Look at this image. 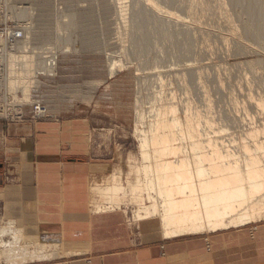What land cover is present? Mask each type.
Here are the masks:
<instances>
[{"label": "rangeland", "instance_id": "obj_1", "mask_svg": "<svg viewBox=\"0 0 264 264\" xmlns=\"http://www.w3.org/2000/svg\"><path fill=\"white\" fill-rule=\"evenodd\" d=\"M151 1L164 11L186 20L193 12V19L187 21V27L178 22L176 25L164 17L159 19L149 8L146 10L143 0H6L0 11V29L14 23L31 31L24 53H29L28 56L32 54L41 73L37 78L36 95L31 93V104L37 99L43 107H48L46 109L51 118L46 121L66 117L89 120L91 134L88 144L91 151L100 153L106 160L110 159L112 170L119 167L124 172L127 165L138 164L141 160L138 132L145 130L146 123L154 119L153 111L161 104L162 97L163 100L170 99V103L174 102L173 105L167 103L176 109H173L174 115L179 116L181 125L186 119L183 113L193 108L194 112L191 110L190 114L198 111L200 117L206 118L204 121L201 119L204 123L211 121L212 126L218 123L215 127L219 125L227 129L243 110L256 115L255 110L249 109V97L253 96L259 104L264 101V37L258 41L247 36L248 18L240 5L235 7L236 4L230 3V0L221 1V8L224 7L223 12L231 22L224 21L233 28L229 31L230 26L220 23L224 18L219 20L221 16L218 17L216 0H208L213 11L205 8L208 11L204 10L206 14L200 5V8L196 7L195 13L189 12V0ZM20 10H27L22 15L24 17H17ZM120 14L124 15V19L119 18ZM51 56L56 65L52 69L54 74L48 75L47 67L41 61L47 58L45 61L49 65ZM7 94L9 92L6 90L0 91V127L23 122L33 124L38 120L33 116L32 105L13 103ZM20 96L19 100L22 94ZM204 101L208 103L206 106H210L209 109L204 107ZM22 107L25 119L20 123L11 113H17ZM190 114L186 120H190ZM209 117L214 122L208 121ZM201 120V137L206 139L209 135H204L209 134L207 130H210L213 136L209 137L215 138L213 132L217 133L220 128L207 129ZM203 129L206 132H202ZM181 143L180 149L185 145ZM130 156L132 159L128 162ZM14 171L13 164L4 161L2 174L12 175L10 178L13 182L17 180ZM11 181L4 180V183ZM92 199L90 193L93 213ZM125 204L121 209H125ZM135 209L133 206L125 209L129 222L133 220ZM1 213L0 206V227H3L5 220ZM245 229L250 233L249 236H253L257 227L250 225ZM212 234L198 236L200 239L205 238L206 252H209L210 247L207 238ZM0 240L12 242L8 234L0 236ZM36 247L28 245L24 250L30 253ZM45 248L53 253L56 250L54 257L29 262H41L59 256L56 247ZM0 264L6 262L0 261Z\"/></svg>", "mask_w": 264, "mask_h": 264}, {"label": "bare ground", "instance_id": "obj_2", "mask_svg": "<svg viewBox=\"0 0 264 264\" xmlns=\"http://www.w3.org/2000/svg\"><path fill=\"white\" fill-rule=\"evenodd\" d=\"M143 1L146 10L149 8L154 13L153 15L158 16L159 19L164 17L175 22L176 25L178 22L181 26L186 27L187 21L193 19L191 11L195 13L196 7L203 6L205 14L208 12L205 8L213 9L209 6L211 5L210 0H205L208 1L207 4L203 0H189L191 2L187 10L191 14L186 20L179 15L164 11L151 0ZM216 1L219 13L217 15L221 16L219 20L224 18L223 22H219L230 26V29L227 27L230 31L233 28L231 24L226 25L224 20L229 22V18L227 19L223 12L224 7L221 8L223 0ZM230 3H235V7L240 5V8L244 10L243 13L248 18L246 21L248 23L246 25L247 36L262 40L264 37V0H230ZM26 11L20 10L17 17H24L22 15L26 14ZM123 17L124 15L120 14L119 18L124 19ZM247 18L245 17V19ZM215 19L217 18L215 17ZM242 23L241 25H245ZM24 31L25 39L29 38L28 35L31 31L29 29ZM43 35L41 36L43 37ZM25 43L26 41L20 43L17 49L23 47L27 49ZM23 52L20 51V55L18 52L6 54L7 62H0V69L4 64L3 75H0V83H2L0 91L9 92L7 96L11 97L13 103L27 105L31 104V93L37 89L38 80L35 72L39 69L35 65L36 60L33 61L31 57L32 54L30 53L31 55L28 56L29 53L27 55ZM0 53H5V50L0 49ZM6 56L0 54V60ZM54 65H56V61ZM46 73L54 74L52 69H47ZM18 91L22 94L21 100L17 96ZM170 97L173 101L172 96ZM161 99V104L153 111L154 119L152 118L153 120L146 123L147 130L143 129L138 132V151L141 156L138 164L127 165L124 172L118 166V168L114 167L110 176L96 177L90 184V193L94 202L93 214L111 213V211L125 214V209L128 206H133L136 208L133 211V220L128 223L138 224L140 221L156 220L161 237L165 240L237 230L264 221V101L259 104L253 96L249 97L247 101L249 109L255 110L256 115H251L242 109V116L237 115L230 122L232 127L227 129L223 125H220L223 127L218 125L217 127L220 128L218 129L215 127L218 123H213L215 125L212 126L211 121L210 123L205 121L209 123L206 126V123L203 122L206 118L200 117L198 111H196L198 112L196 116L194 115L196 112L190 114L193 108L188 109L187 113L184 112L186 115L182 113L186 119L187 117L189 119V114L195 117H191L190 120L185 119V122L183 119V125H181L182 122L179 123L180 119L178 120L179 116L174 115L176 109L171 108L174 102L171 104L170 99H164L165 101L163 97ZM204 99L207 101L206 98ZM205 101L204 105L208 104V101L206 103ZM34 103L36 102L34 101ZM186 106L184 107L187 108ZM46 114L48 115V109L42 116L45 117ZM200 120L207 129L212 128L213 130L214 127L215 130L218 129L217 133L213 132L216 135L215 138H210L213 136L210 130H207L209 134L205 133L204 135H211L210 137L206 136L209 140L201 137L203 133H201L199 125ZM207 120H212V118L209 117ZM212 122L214 121L212 120ZM204 129L202 132H206ZM199 130L201 134L198 133ZM230 130L232 131L230 132ZM180 141L185 144L181 149ZM183 144L181 143V145ZM130 159L132 156L129 157L128 162ZM124 204L126 207L123 210L121 206ZM4 234H8L12 241L0 240V261H4L6 264H26L33 259L54 257L56 250L53 253L45 248L46 245H38L30 253L25 251L24 249L28 245H24L21 232L16 230L12 223H5L3 227H0V236L2 237Z\"/></svg>", "mask_w": 264, "mask_h": 264}, {"label": "crops", "instance_id": "obj_3", "mask_svg": "<svg viewBox=\"0 0 264 264\" xmlns=\"http://www.w3.org/2000/svg\"><path fill=\"white\" fill-rule=\"evenodd\" d=\"M90 134L83 117L0 127L1 216L24 245L59 252L27 264H264V221L253 236L245 227L208 235L206 252L200 235L162 239L156 220L129 224L119 211L94 215L90 184L110 176L113 164L91 151ZM6 160L14 182L2 174Z\"/></svg>", "mask_w": 264, "mask_h": 264}, {"label": "built area", "instance_id": "obj_4", "mask_svg": "<svg viewBox=\"0 0 264 264\" xmlns=\"http://www.w3.org/2000/svg\"><path fill=\"white\" fill-rule=\"evenodd\" d=\"M3 5H4L3 0H0V11H1V9H3ZM1 21L2 20L0 19V22ZM24 30H26V29H24L22 26H16L14 23L11 26L7 25L4 28L0 29V49L5 50V53H0V54H3L4 56H6V54H10V53L16 54L18 52L20 55V51H25L26 48H24V47L17 49L19 44L24 42V41H26L25 44L27 45V48H28L29 38L26 37V39H25V31ZM51 59L52 60L49 61V63H50L49 65H47L46 61H45V60H47V58L45 60L42 59L43 63L47 66L48 70L53 69V66L55 64V59L53 56H51ZM7 60H8V56L4 57L2 60H0V62L5 63V62H7ZM33 61H34V59H33ZM50 65H52V66H50ZM3 66H4V64H3ZM3 66H2V69H0V75H3V71H2ZM35 73H36L35 75L37 76V78H39L38 74H41V73L38 71H36ZM0 88H2V87H0ZM36 90H34L32 92V95L33 94L36 95V93H37ZM20 94H21L20 91H18L17 96L19 97ZM34 101L36 103H32L30 105H32L31 111L33 113V116H35V119L36 120L38 119L37 121L49 120L51 118V116H48L47 114L45 115V117L42 116L46 110V108L41 105L42 102L39 104L40 101H38L37 99ZM11 114H12V117L20 123H22V121L25 119L23 107L20 110H18L17 113H11ZM37 121H35V123H37Z\"/></svg>", "mask_w": 264, "mask_h": 264}]
</instances>
